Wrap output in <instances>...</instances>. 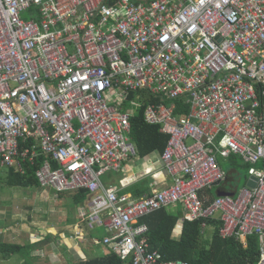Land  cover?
Masks as SVG:
<instances>
[{
  "label": "built area",
  "instance_id": "1",
  "mask_svg": "<svg viewBox=\"0 0 264 264\" xmlns=\"http://www.w3.org/2000/svg\"><path fill=\"white\" fill-rule=\"evenodd\" d=\"M142 93L145 123L169 136L156 163L170 183L135 197L101 177L140 158L129 133ZM41 156L39 187L87 191L74 237L102 230L122 261L186 264L162 260L140 222L180 208V230L217 220L223 238L258 237L264 264V0H0V167L24 174ZM232 156L246 184L207 202Z\"/></svg>",
  "mask_w": 264,
  "mask_h": 264
},
{
  "label": "trees",
  "instance_id": "2",
  "mask_svg": "<svg viewBox=\"0 0 264 264\" xmlns=\"http://www.w3.org/2000/svg\"><path fill=\"white\" fill-rule=\"evenodd\" d=\"M143 96L141 105L130 117V139L137 147L138 154L141 158L156 154L161 155L167 145L169 136L159 131L158 125H150L145 123L143 111L145 105L151 101L146 93ZM134 97V93L130 94ZM176 114H187L186 105H181L180 100H175ZM45 156L38 157L33 164H25V173L20 174L11 170L4 171L0 167V187H31L39 186L35 171L45 159ZM236 157H231L234 161ZM240 173L238 169L232 168L227 172V180L218 187L216 195H211L208 190L200 192L201 198L204 195L209 200L213 197L221 195L235 196L238 192ZM150 177L142 179L140 182L132 186L131 191L135 197L152 194L149 187ZM4 184V185H3ZM232 186V188H231ZM210 190V189H209ZM58 196L66 194V192H58ZM87 197V191L78 190L71 195V202L74 205L84 204ZM182 217V209L175 210L159 209L140 219L148 227L146 235L150 249L157 250L162 260H179L186 264H256L260 253L259 238L252 235L247 237L246 244L241 240L233 237L223 238L219 234L220 223L217 220H205L207 226L214 228L210 237H206L205 229L202 228L204 220L183 221L181 230L178 234H174L178 227L180 218ZM24 245L15 243H0V253L3 256L22 253ZM64 264H130V262L122 261L115 253L106 252L100 256H94L85 259H77L76 261Z\"/></svg>",
  "mask_w": 264,
  "mask_h": 264
},
{
  "label": "rangeland",
  "instance_id": "3",
  "mask_svg": "<svg viewBox=\"0 0 264 264\" xmlns=\"http://www.w3.org/2000/svg\"><path fill=\"white\" fill-rule=\"evenodd\" d=\"M124 107L127 109L131 108L129 101L125 103ZM132 110L135 111L136 108H133ZM157 159L158 157L156 154L143 158L140 157L139 159H135L136 161L132 159L126 162L125 165H123V167L118 171H107L101 177L102 182L106 186H120L122 184V179L126 174H137L138 179L140 177H142L141 179H145L146 175L150 176V174L155 170V163ZM233 160L234 161H231V159L222 157L218 158L221 168L226 172L230 171L232 168L238 169V172L240 173L238 189L240 190L246 184L248 179L247 166L239 157H236ZM135 163L138 165H134ZM3 170L7 171L6 169ZM45 190L46 191L39 186L10 188L5 186L0 187V229H3L4 225L2 224L5 222L9 224L11 223L13 227L12 234L14 235V237H10L11 239L25 238L26 234L30 232V230L27 231V229L35 227L38 221H48L49 227L54 226L63 231H65L66 227L73 226V224L69 223H72L77 218L78 206L71 202V195L76 192H66V194L59 197L55 191H52V189L46 188ZM217 190L218 187L213 186L207 192L211 195H216ZM87 199L88 197H86L84 203ZM215 214L216 216L219 215L218 212ZM179 231L180 228L177 227L174 234H178ZM213 231L214 228L212 226H207L205 228L206 237H210ZM4 233L5 232H0V242L6 240L3 238V236H5ZM91 233L92 237L87 240L89 242L86 241V243L89 244L79 243L81 250L77 249L78 252L76 254L66 256L61 259L60 262L64 264L69 261H76L77 259L96 256L100 254L101 249L106 250L107 248L101 246L98 242L102 236L100 230H94ZM26 250L28 249H25L24 251ZM25 256H27V254H25ZM25 261L28 264H33V261L30 258H25Z\"/></svg>",
  "mask_w": 264,
  "mask_h": 264
},
{
  "label": "crops",
  "instance_id": "4",
  "mask_svg": "<svg viewBox=\"0 0 264 264\" xmlns=\"http://www.w3.org/2000/svg\"><path fill=\"white\" fill-rule=\"evenodd\" d=\"M232 157H236V156H232ZM146 177L151 178V181L149 182V187L151 188V192L152 189H159L170 183V178L168 177L167 173L163 170L161 164L159 163H156V168L150 174V176L146 175ZM141 178L142 177L138 179L137 174L124 175V178L122 179V184L119 186L120 188H122L121 192L132 194L131 191L132 186H135L136 183L140 182L142 180ZM44 191L46 190L44 189ZM82 205L83 204L78 205L77 218L72 223H69V224H73V226L66 228L64 227L65 231L56 228L54 226L49 227L48 221L46 222L38 221L35 227H31L27 229V231L30 230V232L26 234L25 238L11 239L12 237H14V235L12 234V229H13L12 224L6 222L2 224L4 225V227L3 229L2 228L0 229V232H5L4 233L5 236H3V238H5L6 240L0 243L20 244V245H24V250L25 249L28 250L24 251V253L22 252L23 254L14 253L6 256H3L2 253H0V264H28L25 261V258H30L33 261V264H63L62 262H60L61 259H63L66 256L76 254L78 252L77 249L81 250L79 243L89 244L86 243V241L92 237V233H90L86 241L74 237V231L78 228V226L81 225V223L79 222L80 220L79 208ZM100 232L103 233L102 230H100ZM106 252H111V251H109L108 249L106 250L101 249L100 254L96 256L103 255ZM25 254H27V256H25Z\"/></svg>",
  "mask_w": 264,
  "mask_h": 264
},
{
  "label": "water",
  "instance_id": "5",
  "mask_svg": "<svg viewBox=\"0 0 264 264\" xmlns=\"http://www.w3.org/2000/svg\"><path fill=\"white\" fill-rule=\"evenodd\" d=\"M249 184H250L251 186H253V185H254V183H253V182H251V181H249Z\"/></svg>",
  "mask_w": 264,
  "mask_h": 264
}]
</instances>
